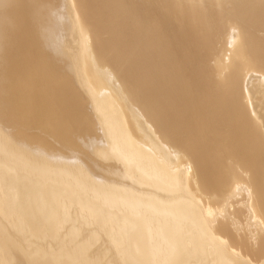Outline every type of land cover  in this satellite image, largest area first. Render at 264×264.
Listing matches in <instances>:
<instances>
[{"label":"bare ground","instance_id":"bare-ground-1","mask_svg":"<svg viewBox=\"0 0 264 264\" xmlns=\"http://www.w3.org/2000/svg\"><path fill=\"white\" fill-rule=\"evenodd\" d=\"M53 1L0 0V264H264V0H58L108 176L42 44ZM105 67L147 85L142 67L165 73L176 111L196 101L190 155L127 112ZM206 137L216 163L198 155Z\"/></svg>","mask_w":264,"mask_h":264},{"label":"water","instance_id":"water-1","mask_svg":"<svg viewBox=\"0 0 264 264\" xmlns=\"http://www.w3.org/2000/svg\"><path fill=\"white\" fill-rule=\"evenodd\" d=\"M46 8V25L44 26V30L42 32V44L44 50L47 55L57 63L60 67L57 72V76H60L63 81L69 86L71 92H73L76 96H78L84 107V115L85 122L83 124V135L82 142L80 144L83 147L82 151L84 154L89 157L92 162L96 165L97 172L100 175L108 176V169L113 167L112 165H105V161L100 159L96 153L92 150V143L94 140L103 137V131L101 129V124L97 121L94 116V111L92 110L91 98L86 93V91L80 85L77 76L73 70L72 63L70 60V56L65 55L59 44V37L64 32L66 26H69V23L62 17L61 7H59V1L54 0L52 3H49ZM91 67H87V71L89 72ZM146 72V77L144 81H148L149 84H143L141 79H127L123 80L118 76V73L111 68H100L105 76V81L116 91L117 94L120 95V100L124 105L125 109L129 113L128 107H134V110L131 112H140V114H144V116L153 120V123L156 127H162L164 132H167L172 137L176 138L178 143L183 146L184 152L187 155L191 154V151L186 147L184 143V139L189 138L185 130L186 127V119L182 118V116L190 114L192 111V103L196 101H191V104L187 105L185 109H180L176 111L174 109H178L175 104L169 105L166 101V97L170 95V92L173 90L172 83L167 80L166 74L159 72L156 76L151 79L152 69L148 67H142ZM94 69V68H92ZM114 71L111 76H115L116 79L111 80V76L109 73ZM63 75V77H62ZM72 88V89H71ZM194 97V96H193ZM192 97V98H193ZM196 104V103H195ZM201 106V105H200ZM193 113V111H192ZM0 125L10 126L11 125L0 118ZM184 128V131L182 129ZM13 131L14 128L12 127ZM210 138L206 137V145L208 148L210 147L208 144ZM194 139H190V144ZM86 143H90L88 146ZM30 145H39L35 143H30ZM41 147V145H39ZM212 148H209L207 152H198V155L201 156V159L207 163V161H213L216 163L218 152H214ZM0 159H3L0 156ZM196 165H198L197 157H194ZM213 172L215 173L219 168L217 164L211 167ZM213 173L212 171H210ZM97 174V175H98ZM98 175V176H100ZM100 176V177H103ZM8 209V208H6ZM9 210V209H8ZM1 216V215H0ZM153 258V257H151ZM17 264H22L18 259L16 260ZM166 264H175V261L172 257L167 260Z\"/></svg>","mask_w":264,"mask_h":264},{"label":"rangeland","instance_id":"rangeland-1","mask_svg":"<svg viewBox=\"0 0 264 264\" xmlns=\"http://www.w3.org/2000/svg\"><path fill=\"white\" fill-rule=\"evenodd\" d=\"M82 112H83V114H84V110H83ZM84 117H85V115H84ZM31 129H32V127H29L30 132H31ZM81 138H82V137H81Z\"/></svg>","mask_w":264,"mask_h":264}]
</instances>
